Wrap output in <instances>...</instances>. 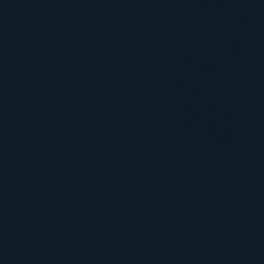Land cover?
Instances as JSON below:
<instances>
[{
	"label": "water",
	"instance_id": "1",
	"mask_svg": "<svg viewBox=\"0 0 264 264\" xmlns=\"http://www.w3.org/2000/svg\"><path fill=\"white\" fill-rule=\"evenodd\" d=\"M0 264H264V0H0Z\"/></svg>",
	"mask_w": 264,
	"mask_h": 264
}]
</instances>
